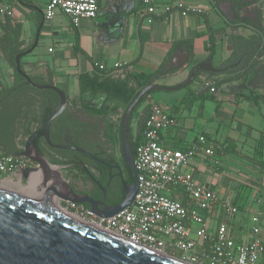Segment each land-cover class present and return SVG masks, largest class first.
<instances>
[{"label": "crops", "instance_id": "1", "mask_svg": "<svg viewBox=\"0 0 264 264\" xmlns=\"http://www.w3.org/2000/svg\"><path fill=\"white\" fill-rule=\"evenodd\" d=\"M49 1L0 0V8L9 7L13 11L11 18L0 16V90L15 84L9 59L30 50L36 43L34 51L21 60L24 71L35 76L40 85L53 84L60 88L68 100L65 114L83 123L95 122L80 116L78 111L80 75L133 82L137 86L142 77H155L151 84L172 89L163 91L166 95L161 98L168 105L157 103L150 95L142 107L159 105L170 112L173 125L163 131L162 144L182 150L204 135L212 143L223 145L224 151L218 153V169L211 168V159L201 158L199 167L204 166L205 176L199 177L201 168H198L195 179L216 191L220 198L240 204L237 206L241 214L230 221L237 244L252 239L250 228L245 229L252 212L260 215L264 243V143H260L264 139V46L254 70L236 74H225L227 69L220 74L202 72L197 75V81L183 88L193 69L202 63L212 61L215 68L222 69V64L233 54V37H262L264 41V35L233 19L231 0H152L156 14H149L141 0H102L98 17L84 19L78 27H73L60 12L48 21L45 12ZM246 1L252 4L241 15L260 22L264 30V0ZM179 2L196 5L205 13L182 17L176 7ZM168 7L171 10L166 12ZM44 45L48 46L47 54L38 53ZM116 65H122L121 73L114 72ZM101 66L106 70L101 71ZM234 77L241 78L230 81ZM205 80L221 83L213 94L216 100L195 99L209 93L203 87ZM230 107L234 108L233 115L227 112ZM221 117L231 121L223 130ZM137 124H132L135 133ZM38 129L37 122L33 132ZM24 139L18 140L21 146L17 151L24 148L27 138ZM54 151L48 149L44 155L51 165L64 166L61 174L66 179L68 170L75 169H71L68 159ZM59 161L67 164L59 165ZM32 167L37 168L34 164ZM51 168L46 171L40 168L27 177L22 173L9 174L0 190L6 187L10 194L41 204L46 193L45 182L49 186L59 178ZM18 186L26 188L22 189L26 192L22 196ZM55 203L51 201L52 207ZM63 206L66 209L68 204ZM221 221L222 215L213 216L212 232Z\"/></svg>", "mask_w": 264, "mask_h": 264}, {"label": "built area", "instance_id": "2", "mask_svg": "<svg viewBox=\"0 0 264 264\" xmlns=\"http://www.w3.org/2000/svg\"><path fill=\"white\" fill-rule=\"evenodd\" d=\"M101 1L50 0L45 17L51 21L60 12L69 18L73 27H78L82 20L98 17ZM141 1L149 14L157 13L152 0ZM176 7L182 17L205 13L196 5L184 2H179ZM170 10L168 7L166 12ZM0 16L11 18L13 11L9 7L0 8ZM100 70L105 71V66ZM122 71V65L114 67L115 73ZM203 87L210 94L217 93L211 80H205ZM172 125L171 114L166 108L151 106L141 142L134 152L139 189L130 208L110 219H100L90 209L74 203H69L64 210L104 233L184 264L264 263L260 215L255 212L249 215L251 241L237 244L230 221L239 216L241 210L232 199L220 198L216 191L195 179L200 159H211V168L218 169V153L225 147L200 135L185 150L166 148L162 144V133ZM31 167L28 159L1 157L0 185L7 175H18ZM218 214L222 215L223 221L212 232L210 223Z\"/></svg>", "mask_w": 264, "mask_h": 264}, {"label": "water", "instance_id": "3", "mask_svg": "<svg viewBox=\"0 0 264 264\" xmlns=\"http://www.w3.org/2000/svg\"><path fill=\"white\" fill-rule=\"evenodd\" d=\"M36 45L37 43L30 50L16 56L15 70L30 87L54 92L59 103L41 128L26 139L24 148L14 153V156L28 159L37 166L24 170L22 172L24 177L37 172L40 168L46 171L50 167H55L59 171V178L52 181L49 186L45 182L46 193L41 204L0 190V264H181L179 261L165 259L126 241L85 227L58 214L51 205L52 200L62 209H65L63 204L74 203L83 206L88 203L91 206L90 210L100 219L113 218L130 208L139 189V176L128 132L132 114L140 100L148 93L172 89L149 84L138 92L124 112L120 124V145L123 161L133 174L134 184L124 186L125 197L119 205L103 207L100 210L92 199L78 196L74 192L70 182L61 174L64 166L51 165L37 145V141L43 140L50 149L76 152L100 162L89 151L79 146L56 145L52 141V126L68 110V100L66 94L56 85L36 84L22 69V58L32 53ZM224 71L215 68L212 61L202 63L193 69L183 88L194 82L199 73L220 74ZM81 167L90 176L88 170L83 165Z\"/></svg>", "mask_w": 264, "mask_h": 264}, {"label": "trees", "instance_id": "4", "mask_svg": "<svg viewBox=\"0 0 264 264\" xmlns=\"http://www.w3.org/2000/svg\"><path fill=\"white\" fill-rule=\"evenodd\" d=\"M233 19L237 22L244 23L251 26L259 34L264 35V30L260 22H256L252 18H244L241 12L252 3L246 0H231ZM264 38V37H263ZM264 41L262 37H253L245 39L243 37H233V54L230 59L222 64V69H227L225 74H236L243 70L251 71L256 67L258 60L262 56ZM16 57L10 58V65L14 69L15 84L10 89L0 90V158L4 156H14V153L19 149L20 137L28 138L33 132L25 127L24 123L32 121L39 124V129L47 120L51 112L58 106V96L48 90H36L21 78L15 70ZM23 69V65H22ZM24 70V69H23ZM214 77L216 75H208ZM29 77L39 84L33 77ZM138 81L140 90L154 82L155 77H142ZM241 77H234L230 81L237 80ZM198 77L196 78V81ZM52 81L50 80L49 83ZM229 82V81H225ZM80 95L78 109L80 116L86 117L95 123H83L80 119L74 118L72 115L64 114L52 126V141L56 145H70L74 143L76 146L82 147L89 151L94 157L101 160L103 164L97 163L93 160L87 159L91 173L101 184L106 185L110 176L118 178L119 186L123 191L121 198L117 202L120 204L124 197V186H131L134 184L132 172L126 167L121 145L119 144L120 157L116 154V136L114 127L110 123V106L113 104L123 103L128 106L132 103L138 91L133 98L128 95L127 87L123 82L114 81L103 77H91L89 75H80ZM194 84V83H193ZM192 84V85H193ZM216 87L219 88L220 82H215ZM40 85V84H39ZM191 86L188 89H191ZM153 92L145 95L135 108L134 112L147 102L149 96ZM195 99L201 100H216L212 94L205 93ZM251 101V98L248 97ZM150 107L144 110V115L137 124L136 133L132 127V118L129 123V139L135 152L137 145L141 142L143 132L145 131L146 121L150 114ZM133 112V114H134ZM132 114V116H133ZM120 140V126L118 130ZM264 143V139L260 140ZM37 145L41 152L45 154L48 146L43 140L37 141ZM185 150V148H181ZM63 157L68 159V164H75L80 158H85L76 152L57 151ZM104 163L107 165L105 166ZM67 164V162H60L59 165ZM77 172L82 175H87L83 168L76 167ZM122 174V176H121ZM238 205L237 203H235ZM239 206V205H238Z\"/></svg>", "mask_w": 264, "mask_h": 264}, {"label": "rangeland", "instance_id": "5", "mask_svg": "<svg viewBox=\"0 0 264 264\" xmlns=\"http://www.w3.org/2000/svg\"><path fill=\"white\" fill-rule=\"evenodd\" d=\"M47 52H48V46L47 45H44L43 47L39 48V50H38V53H42V54H47ZM125 86L127 87L128 95H129L130 98H133L135 96V94L140 90V87L135 85V83H133V82L132 83H127V84H125ZM151 95L153 96L154 100L157 103H159L161 105H165V106L168 105L167 102H164L161 99L162 96L166 95L165 92L156 91V92H153ZM109 108H110L109 120H110V123H112V125L114 127V133H115L116 140H117L115 151H116L117 156L120 157V151H119L120 140H119L118 130H119V126L121 124V119H122V117L124 115V112L127 109V105H125L123 103L113 104ZM144 109H145V107H140L137 111L134 112V114L132 116L133 117L132 118V124L136 125L139 122L141 117L144 115ZM227 112H228L229 115H233L234 108L233 107L228 108ZM219 123L222 126L221 130H223L225 128V126H229L231 124V121H230V119H226L225 117H221L220 120H219ZM24 125L29 130V132H33V130L36 129V123H34L32 121L25 122ZM24 138H25V136L22 137L23 141L25 140ZM66 152H72V151H66ZM202 167H204V166H200L199 167V169L201 168L200 169V173H199L200 174L199 177L204 178L205 175L202 172V170H203ZM198 170H197V172H198ZM75 177H77V178H75ZM80 177L82 178L83 175L81 173L77 172V170H68V173L66 174V179H70V180L79 179ZM22 189H26V188L22 187V186H18V191L19 190L21 191ZM23 191L24 190H22V192ZM56 205L59 206L57 203H56ZM238 205H240V204H238ZM246 228H250L251 229V225L246 224L245 225V229Z\"/></svg>", "mask_w": 264, "mask_h": 264}, {"label": "flooded vegetation", "instance_id": "6", "mask_svg": "<svg viewBox=\"0 0 264 264\" xmlns=\"http://www.w3.org/2000/svg\"><path fill=\"white\" fill-rule=\"evenodd\" d=\"M87 159L90 160V158L87 157L86 159L80 158L77 163L69 165L71 169H76L77 166L80 168L83 165L84 168H86L90 173V176L87 174L82 178L80 177L81 179L79 178V179L70 180V184L74 192L78 196H85L92 199L100 210H102L103 207H112L119 205L117 202L121 198L123 191L119 186L118 178L116 176H110L106 185L101 184L100 181H98L96 177H94L93 174L91 173L92 169L90 168ZM98 160L100 161L99 162L100 164H103L100 159ZM104 165L106 166L107 164L104 163ZM83 207L87 209L91 208V206L88 203L83 205Z\"/></svg>", "mask_w": 264, "mask_h": 264}, {"label": "bare ground", "instance_id": "7", "mask_svg": "<svg viewBox=\"0 0 264 264\" xmlns=\"http://www.w3.org/2000/svg\"><path fill=\"white\" fill-rule=\"evenodd\" d=\"M51 169H52L51 171H53V172L55 173L56 176H59V172H58V169H57V168L52 167ZM49 170H50V169H49ZM54 173H53V174H54ZM36 184H37V181H36ZM34 189H35V188H34V186H33V190H34ZM7 190H8V189H6V187L2 189V191L7 192V193H10V192L7 191ZM12 192H13V191H12ZM12 192H11V193H12ZM17 193H18V192H17ZM25 193H26V192H24V191L22 192V190H21L20 195L22 196V194H25ZM32 197H33V195H32ZM40 201H41V200H40ZM53 208H54V210H55L58 214H61V215L65 216V217H67V218H69V219H71V220H74V221L80 223L81 225H83V226H85V227H88V228H90V229H92V230H94V231H97V232H100V233H104V232H102L101 230H99L98 228H96V227H94L93 225L89 224L88 222H85L84 220L80 219L79 217H76V216H74V215H71V214L67 213V212H66L64 209H62L60 206H57L56 203H55V206H54ZM104 234H106V235H108V236H110V237H112V238H115V239H119V240H121V241H124L123 239H121L120 237H118V236H116V235H113V234H107V233H104ZM157 255L160 256V257H163V258H165V259H169V260H172V261H174V262H178L177 260L170 259V258H168L167 256L159 255V254H157ZM178 263H181V262H178ZM181 264H183V263H181Z\"/></svg>", "mask_w": 264, "mask_h": 264}]
</instances>
